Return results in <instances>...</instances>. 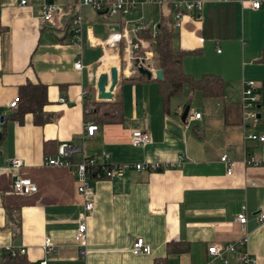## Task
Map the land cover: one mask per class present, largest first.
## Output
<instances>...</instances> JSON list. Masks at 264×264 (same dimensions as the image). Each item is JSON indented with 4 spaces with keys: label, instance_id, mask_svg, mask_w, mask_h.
Wrapping results in <instances>:
<instances>
[{
    "label": "crops",
    "instance_id": "crops-1",
    "mask_svg": "<svg viewBox=\"0 0 264 264\" xmlns=\"http://www.w3.org/2000/svg\"><path fill=\"white\" fill-rule=\"evenodd\" d=\"M20 1L0 0V109L4 115L0 264L6 247L25 250L14 264L44 260L47 264H154L157 259H165V264H207L210 245L244 237L255 264H264V221L257 219L264 212V167L243 164L245 153L264 157V146L244 135L241 116L239 124L226 125L224 120L225 104L240 106L244 83L255 82L261 102L264 100V2L254 10L241 0H190L202 2V10L197 18L182 17L173 48L186 53L182 68L187 75L222 78L224 96L205 98L184 85L164 111L157 83L126 81L138 73L124 69L119 50L106 45L108 24L119 19L107 20L86 9L82 45H77L66 32L67 6L75 0H26L24 5ZM47 2L60 8L53 25L41 20ZM148 6L156 8L148 24L143 23L148 27L157 26L161 17L170 13L165 4L151 3L130 16L138 12L144 16ZM144 17L139 20L145 22ZM109 50L116 54H106ZM108 56L116 59L113 67L118 65L119 81L112 101L122 102V120L95 124L94 136L86 138L84 126L90 122L85 120L84 105L98 101L96 81L100 74L109 73L111 67L102 66ZM79 59L83 68L76 70L74 64ZM156 70L152 63L149 71L153 74ZM151 79L155 80L154 75ZM38 82L47 88L44 111L51 116L50 122L36 126L31 114H25L20 122L9 118L17 106H8L18 99L19 89ZM197 98L202 103L200 109L194 105ZM186 106L189 114L182 121ZM196 113L200 118L191 120L190 115ZM263 117L261 113L260 119ZM136 130L147 132L151 142L134 146L131 133ZM248 132L264 135V124ZM62 144L80 150L73 156L74 162L109 155L110 165L129 167L111 181L92 184L94 209L86 219L85 258L79 256L74 242L84 203L77 192L75 171L43 162L45 156H55ZM222 155L233 162L231 175L220 162ZM179 158L178 167L163 172L132 168L143 163L177 164ZM13 159L22 162L21 169L9 166ZM17 178L31 180L37 191L14 194L11 186ZM242 206L247 209L245 225L235 221ZM138 237L150 247V254H132V242ZM46 238L53 246L49 256L42 249ZM227 260V264H239L235 255L228 254ZM212 264L224 263L216 259Z\"/></svg>",
    "mask_w": 264,
    "mask_h": 264
},
{
    "label": "built area",
    "instance_id": "built-area-1",
    "mask_svg": "<svg viewBox=\"0 0 264 264\" xmlns=\"http://www.w3.org/2000/svg\"><path fill=\"white\" fill-rule=\"evenodd\" d=\"M240 2L244 5H249L254 10H258L264 0H241ZM20 3L21 5H24L26 0H22ZM151 3L157 4L160 7L165 4L169 7V10L172 12L174 29H178L184 15L197 18L202 10V2L190 0H168L166 2L163 0H75L74 3L67 6L69 17L66 32L70 34L71 41L74 44L82 45L84 27L83 13L86 9H90L95 14H98L100 17L106 18L107 20L119 19L121 22L118 21V23L108 24L110 26V35L106 45L115 51H120L122 49L123 53L121 60L125 64L124 69H132L134 73H137V68L134 66L135 59H138L139 64L144 66L146 62L151 61L153 58L156 25L148 27L144 25L141 20L126 21L124 19L127 16H130L138 9V7ZM59 12L60 8L56 4L49 2L45 3L42 8V22L50 25L55 24ZM147 31L151 32V40H143L141 38V34ZM133 39L136 41L134 45L132 44ZM90 44H92L91 41ZM134 52L138 53L137 55L140 57L135 58L136 56ZM74 67L76 70H81L83 68L80 59L76 61ZM82 96H85V93H82ZM260 101L259 95L257 94L256 83L252 81L244 83L240 104L241 127L244 135L249 140L264 144V135H256L248 132V129L257 126L259 120L257 110L260 109ZM18 102V99H15L9 104L8 108L14 109L18 105ZM60 102L64 103L65 100L62 98L60 99ZM1 117H4V115L3 111L0 109V125L2 124ZM199 118L200 114L196 113L190 115L191 120H197ZM97 129L98 127L95 124H85V137H93ZM131 142L134 146H146L151 142V137L147 132L136 130L131 133ZM78 153H80V150L72 147L70 144H62L59 146L55 156H45L43 162L44 165L47 166L73 168L75 171L78 183L77 192L83 198L84 203L82 211L77 217V228L74 233V242L79 256L85 258L87 256L86 219L94 209L93 197L95 193L92 184L97 181H111L115 177L123 175L129 167L128 165H110L108 163L109 155H104L101 160L93 157H83L80 162H74L72 158ZM181 161L182 158H179L177 164H134L132 165V168L138 172L156 173L176 168L181 164ZM220 162L226 165L227 174L231 175L233 162L228 156L222 155ZM9 163V166L15 170H19L23 166L22 162L18 159H13ZM243 164L246 167H264V157L245 153ZM11 190L16 195H30L37 191V187L29 179L17 178L12 182ZM246 212V207L242 206L236 216V223L239 225L246 224ZM257 219L260 222L264 221V212L258 214ZM246 244L247 237H244L237 242L210 245L207 248V264H212L216 259H220L224 264H227L228 254L235 255L239 264H255L254 257L246 250ZM42 249L47 256L52 252L53 246L49 238L45 239ZM131 251L135 256L148 255L150 254V247L145 243L143 238L138 237L132 242ZM24 253L25 250L23 248L6 247L4 249V254L10 257H15L17 255L20 256ZM5 255L3 256L4 259L1 260V264H7ZM40 264H47V262L44 260Z\"/></svg>",
    "mask_w": 264,
    "mask_h": 264
},
{
    "label": "trees",
    "instance_id": "trees-1",
    "mask_svg": "<svg viewBox=\"0 0 264 264\" xmlns=\"http://www.w3.org/2000/svg\"><path fill=\"white\" fill-rule=\"evenodd\" d=\"M151 32L147 31L141 34L143 40H151ZM176 37L173 28L172 12L162 16L159 24L156 26V37L153 44V58L144 64L145 68L150 69L152 63L158 70L162 71V81L147 79L139 74L126 81L128 82H155L158 86V92L162 100L164 111L170 105L171 99L180 94L184 85H188L193 92H199L205 98L222 99L224 96V81L217 75L205 74L200 79H194L187 75L182 68V59L186 53L177 51L173 48V41ZM123 50H120V54ZM135 53V58L140 57ZM264 60V51L262 54ZM47 88L38 83H28L19 89L17 108L12 110L9 118L18 122L22 121L25 114L33 116V122L36 126H43L50 122L51 116L44 111L48 104ZM224 120L225 124H239L240 106L235 104H225ZM260 108H264V100L260 101ZM85 120L92 124H117L122 120V102L121 101H86L84 105ZM4 122V121H3ZM0 125V135L3 134V123ZM167 251L171 248L167 247ZM6 263H18L22 255L15 257L6 256ZM154 264H165V259H157Z\"/></svg>",
    "mask_w": 264,
    "mask_h": 264
},
{
    "label": "water",
    "instance_id": "water-1",
    "mask_svg": "<svg viewBox=\"0 0 264 264\" xmlns=\"http://www.w3.org/2000/svg\"><path fill=\"white\" fill-rule=\"evenodd\" d=\"M106 12V11H105ZM104 12V13H105ZM136 41L133 39L132 44L134 45ZM134 66L137 68V73L147 79H151V77L154 75L155 80L162 81V71L156 70L153 72L149 71V69L145 68L144 66L139 64V60H134ZM119 81V73L117 67H111L109 70V75L106 73H102L98 76V79L96 81V89H97V100L98 101H105L109 102L113 100V91L115 87L117 86ZM260 108V107H259ZM189 114V107L186 106L183 113L181 120L185 121ZM261 118V115L258 114V119ZM4 117H1V122H3ZM1 135H0V142H1Z\"/></svg>",
    "mask_w": 264,
    "mask_h": 264
},
{
    "label": "rangeland",
    "instance_id": "rangeland-1",
    "mask_svg": "<svg viewBox=\"0 0 264 264\" xmlns=\"http://www.w3.org/2000/svg\"><path fill=\"white\" fill-rule=\"evenodd\" d=\"M158 1V0H157ZM164 1H166V0H164ZM151 5V4H150ZM167 6V5H166ZM168 7V6H167ZM164 8H166L165 6H164ZM155 12H156V8L154 7V6H148V7H146V10H145V12H144V16L142 15V12H138V14L135 16H127L124 20H126V21H135V20H139L140 18H142V17H144L145 18V22H143V23H145L146 25L148 24V21L149 20H151V18H152V16H153V13L155 14ZM107 54V53H106ZM119 56H120V59H122L121 57H122V54H120V51H119ZM117 64H118V62H117ZM103 66V65H102ZM116 67H118V65L116 66ZM120 67H122V65H120L119 66V68ZM104 68V67H103ZM198 97V96H197ZM198 101V98L195 100V103H194V105H196V106H200V107H198V109H200L201 108V105H202V103L201 102H197ZM198 112H200V113H203L202 112V110H199ZM257 112H258V114H260L261 115V113H264V108H260V109H258L257 110ZM199 113V114H200ZM201 115V114H200ZM261 123V124H264V117L262 118V119H259L258 120V122H257V125H259V124ZM263 146H264V144H262Z\"/></svg>",
    "mask_w": 264,
    "mask_h": 264
},
{
    "label": "bare ground",
    "instance_id": "bare-ground-1",
    "mask_svg": "<svg viewBox=\"0 0 264 264\" xmlns=\"http://www.w3.org/2000/svg\"><path fill=\"white\" fill-rule=\"evenodd\" d=\"M106 53H112V54H116L114 52H111L110 50L107 51ZM115 57L113 56H108V57H105L103 60H102V65L104 68L106 69H109L110 67H113V65L116 64V61H115ZM109 75V73H106Z\"/></svg>",
    "mask_w": 264,
    "mask_h": 264
}]
</instances>
